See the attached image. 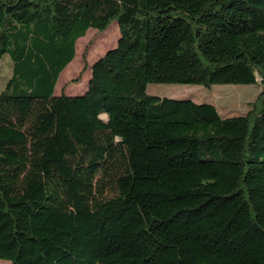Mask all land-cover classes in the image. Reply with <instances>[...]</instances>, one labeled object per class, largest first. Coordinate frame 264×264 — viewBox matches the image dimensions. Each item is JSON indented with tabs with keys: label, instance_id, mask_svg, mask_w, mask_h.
I'll use <instances>...</instances> for the list:
<instances>
[{
	"label": "trees",
	"instance_id": "16d2710c",
	"mask_svg": "<svg viewBox=\"0 0 264 264\" xmlns=\"http://www.w3.org/2000/svg\"><path fill=\"white\" fill-rule=\"evenodd\" d=\"M112 21L86 89L54 94ZM3 55L0 259L264 264V0H0ZM149 83L260 91L221 115Z\"/></svg>",
	"mask_w": 264,
	"mask_h": 264
},
{
	"label": "rangeland",
	"instance_id": "374dc122",
	"mask_svg": "<svg viewBox=\"0 0 264 264\" xmlns=\"http://www.w3.org/2000/svg\"><path fill=\"white\" fill-rule=\"evenodd\" d=\"M118 38V25L112 21L106 29H87L84 36L75 42V55L59 75L56 94L73 93L85 86L89 79L90 64L107 49L114 46ZM10 59L0 57V89L9 77ZM58 84H60L58 86ZM260 91L259 84H214L209 87L192 84L149 83L146 92L151 95L184 98L195 102L213 103L221 115L245 113ZM104 118V116H103ZM0 264H11L0 259Z\"/></svg>",
	"mask_w": 264,
	"mask_h": 264
},
{
	"label": "crops",
	"instance_id": "0c3cea01",
	"mask_svg": "<svg viewBox=\"0 0 264 264\" xmlns=\"http://www.w3.org/2000/svg\"><path fill=\"white\" fill-rule=\"evenodd\" d=\"M86 31H87V30H86ZM115 44H116V43H115ZM112 47H113V46H112ZM110 48H111V47H110ZM72 60H73V59H72ZM70 62H71V61H70ZM93 62H94V61H92L91 64H90V67H89L90 69H91V65H92ZM68 65H69V64H68ZM68 65H67V66H68ZM67 66H66V67H67ZM66 67H65V69H66ZM65 69H64V70H65ZM61 72H62V71H61ZM61 72L59 73V75L61 74ZM88 75L90 76V72H89ZM58 78H59V76H58ZM57 83H59V82H58V79H57V81H56L55 87H57ZM59 85H60V84H58V86H59ZM86 87H87V86H86V84H85V86H83L82 88H79L80 90L75 91V92H73V93H65V94H67V95L79 94V93L83 92V91L86 89ZM54 94H56L55 89H54Z\"/></svg>",
	"mask_w": 264,
	"mask_h": 264
},
{
	"label": "clouds",
	"instance_id": "9594fccd",
	"mask_svg": "<svg viewBox=\"0 0 264 264\" xmlns=\"http://www.w3.org/2000/svg\"><path fill=\"white\" fill-rule=\"evenodd\" d=\"M105 115H107V114H105ZM122 139H123V137H120V136L115 137V140H116V141H120V140H122Z\"/></svg>",
	"mask_w": 264,
	"mask_h": 264
},
{
	"label": "water",
	"instance_id": "95a60500",
	"mask_svg": "<svg viewBox=\"0 0 264 264\" xmlns=\"http://www.w3.org/2000/svg\"><path fill=\"white\" fill-rule=\"evenodd\" d=\"M118 39V38H117ZM117 41V40H116ZM110 49V48H109ZM59 76V75H58Z\"/></svg>",
	"mask_w": 264,
	"mask_h": 264
}]
</instances>
